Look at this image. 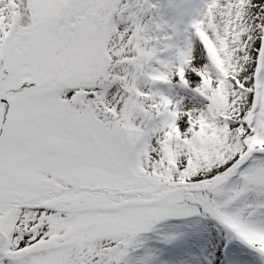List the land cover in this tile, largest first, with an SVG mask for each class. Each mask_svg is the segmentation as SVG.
I'll return each mask as SVG.
<instances>
[{
    "label": "snow or ice",
    "instance_id": "6c2138e0",
    "mask_svg": "<svg viewBox=\"0 0 264 264\" xmlns=\"http://www.w3.org/2000/svg\"><path fill=\"white\" fill-rule=\"evenodd\" d=\"M0 264H264V0H0Z\"/></svg>",
    "mask_w": 264,
    "mask_h": 264
}]
</instances>
